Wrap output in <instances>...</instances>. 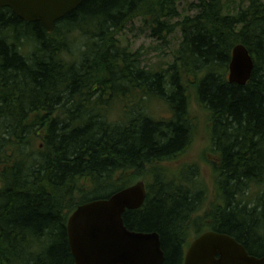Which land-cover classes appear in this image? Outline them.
Here are the masks:
<instances>
[{"label":"trees","instance_id":"1","mask_svg":"<svg viewBox=\"0 0 264 264\" xmlns=\"http://www.w3.org/2000/svg\"><path fill=\"white\" fill-rule=\"evenodd\" d=\"M180 6L83 0L52 32L0 8V264H75L72 213L139 180L147 198L124 213L125 224L160 234L164 264H184L191 227L264 254V0H238L233 9L225 0H193L196 13L186 15ZM138 19L162 43L181 34L171 62L141 67L140 52L120 43ZM75 36L84 38L77 57ZM238 43L255 62L246 85L228 79ZM193 94L208 112L219 157L217 200L198 215L206 199L199 169L164 166L193 143ZM135 96L118 121L109 118L112 102ZM153 99L170 118L152 113Z\"/></svg>","mask_w":264,"mask_h":264},{"label":"water","instance_id":"2","mask_svg":"<svg viewBox=\"0 0 264 264\" xmlns=\"http://www.w3.org/2000/svg\"><path fill=\"white\" fill-rule=\"evenodd\" d=\"M83 0H0L27 22H40L52 32L57 21L77 9ZM255 68L254 58L243 43L232 50L228 79L246 85ZM147 198L144 180L108 198L84 203L69 217L67 229L75 264H164L166 256L157 231L131 230L124 220L127 210L142 207ZM184 264H264L235 237L206 231L196 237L185 253Z\"/></svg>","mask_w":264,"mask_h":264},{"label":"rangeland","instance_id":"3","mask_svg":"<svg viewBox=\"0 0 264 264\" xmlns=\"http://www.w3.org/2000/svg\"><path fill=\"white\" fill-rule=\"evenodd\" d=\"M225 1H227V4L232 9L234 6L238 5V0ZM191 2H193V0H181L180 10L183 15L196 13V9L194 8L195 6H190ZM78 37L80 36L78 35ZM168 39L169 42L165 44L156 38H152L150 36L149 29L144 27V24L140 19L135 21L133 24H129L119 36L120 43L126 46L129 51L140 52V66L147 67L148 69H151L152 67L156 69L160 65L165 66L173 60V54L179 46L181 34L176 32ZM74 40L75 47L73 48V55L77 57L80 53V49H83L84 47L82 46L84 38L82 37L81 39H78L75 36ZM195 97V94H193L190 109V117H192L194 124L193 143L184 154L173 161L164 163V166L168 167L172 172L184 166H196L199 169L197 181L198 184L201 185V188L204 187V190L206 191V199L203 203L201 202L200 209L197 213H195L198 215L203 214L205 210L208 211L211 208L212 203L217 200L214 164L219 157L218 154L215 153L212 145L208 112L198 104ZM121 98L123 99H118L112 102L110 109L106 110L111 120L118 121L121 118L120 115L125 111V101L127 104H132L134 100L138 99L137 96ZM149 107L152 110V113H155L159 117H163L164 119L171 117V112L167 109V107L155 99L149 102ZM259 190L260 187L258 185H254L250 190V196L252 198H256ZM108 191L109 190L101 191V193L104 194ZM195 214L193 217L196 216ZM195 231L194 227L188 228L186 240L192 242L197 237V233Z\"/></svg>","mask_w":264,"mask_h":264},{"label":"flooded vegetation","instance_id":"4","mask_svg":"<svg viewBox=\"0 0 264 264\" xmlns=\"http://www.w3.org/2000/svg\"><path fill=\"white\" fill-rule=\"evenodd\" d=\"M197 237H198V236H197ZM191 243H192V242H191ZM191 243H190V244H191ZM189 246H190V245H189ZM189 246H188V248H189ZM188 248H187V249H188ZM186 252H187V250H186ZM186 252H185V253H186Z\"/></svg>","mask_w":264,"mask_h":264}]
</instances>
